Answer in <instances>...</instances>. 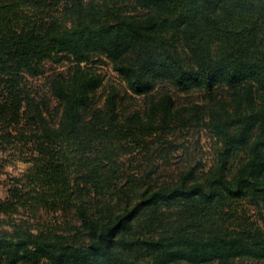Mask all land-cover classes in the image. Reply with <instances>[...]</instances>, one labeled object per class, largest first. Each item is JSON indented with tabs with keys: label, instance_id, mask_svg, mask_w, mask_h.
<instances>
[{
	"label": "trees",
	"instance_id": "16d2710c",
	"mask_svg": "<svg viewBox=\"0 0 264 264\" xmlns=\"http://www.w3.org/2000/svg\"><path fill=\"white\" fill-rule=\"evenodd\" d=\"M96 55L146 98L144 111L123 114L111 87L87 115L103 83L87 67ZM47 61L73 63L50 80L57 117L25 87ZM166 84L204 101L177 107ZM178 127L214 134L215 167L158 187L146 172L138 185L120 159ZM8 150L29 168L0 200V264L264 262V216L239 214L264 207V0H0Z\"/></svg>",
	"mask_w": 264,
	"mask_h": 264
},
{
	"label": "rangeland",
	"instance_id": "374dc122",
	"mask_svg": "<svg viewBox=\"0 0 264 264\" xmlns=\"http://www.w3.org/2000/svg\"><path fill=\"white\" fill-rule=\"evenodd\" d=\"M130 11L135 14L142 13L141 10L135 9V7ZM72 66L73 63L70 61L62 63L47 61L44 73L41 76L26 79L25 87L28 93L36 100L44 101L48 108L52 110L53 116H58L60 108L58 102L51 94L50 80L57 75L68 77ZM87 67L100 74L103 78L102 85L93 93V108L87 113L88 116L94 108L104 106L106 96L111 87L116 88L120 93V110L123 114L126 115L135 110H145L146 98L137 97L129 90L126 81L114 71L112 63L105 56H94ZM161 88L169 91L174 96L177 107L203 103L204 101L203 93L199 90L181 93L175 87L167 84ZM148 142L149 144L144 149L123 156L120 159V165L127 173L136 176L137 180L142 178L138 185L146 183L147 179L142 176L146 172H150L147 182L153 187L176 184L180 179L181 173L189 168H195L196 176H204L215 167L217 151L221 146L212 132L204 128L195 127H178L171 133L157 134ZM243 158V152H238L232 158L229 175H233ZM28 168L29 164L22 161L20 155L14 150L0 151V200L7 198L11 182L22 177ZM241 206L245 212L239 213L240 218L246 216L254 222L261 223V217L264 216V207L256 209L245 203ZM234 263L264 264V262L247 258L236 259ZM174 264L186 263L179 262Z\"/></svg>",
	"mask_w": 264,
	"mask_h": 264
}]
</instances>
